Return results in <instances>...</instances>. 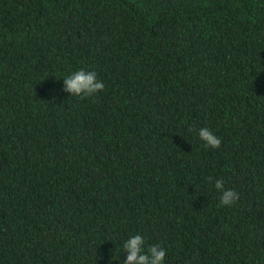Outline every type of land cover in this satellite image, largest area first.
I'll list each match as a JSON object with an SVG mask.
<instances>
[{
  "label": "trees",
  "instance_id": "16d2710c",
  "mask_svg": "<svg viewBox=\"0 0 264 264\" xmlns=\"http://www.w3.org/2000/svg\"><path fill=\"white\" fill-rule=\"evenodd\" d=\"M81 69L105 88L63 91ZM136 234L264 264V0H0V264H123Z\"/></svg>",
  "mask_w": 264,
  "mask_h": 264
},
{
  "label": "clouds",
  "instance_id": "9594fccd",
  "mask_svg": "<svg viewBox=\"0 0 264 264\" xmlns=\"http://www.w3.org/2000/svg\"><path fill=\"white\" fill-rule=\"evenodd\" d=\"M105 88L103 80L98 79L95 71L78 70L64 79L63 91L71 93V96L89 97ZM192 130V129H190ZM199 137L207 147L219 148L221 139L209 128L199 129ZM211 181V177L208 178ZM215 188L221 193L220 206H231L239 200V193L234 189H226L223 180H216ZM123 250L127 253L123 264H164L166 249L159 244L149 245L145 250V240L140 234L127 239L123 244Z\"/></svg>",
  "mask_w": 264,
  "mask_h": 264
}]
</instances>
